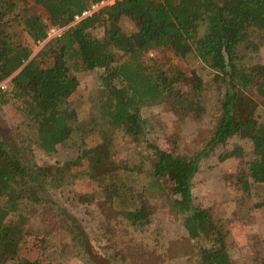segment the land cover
I'll use <instances>...</instances> for the list:
<instances>
[{"label": "trees", "instance_id": "trees-1", "mask_svg": "<svg viewBox=\"0 0 264 264\" xmlns=\"http://www.w3.org/2000/svg\"><path fill=\"white\" fill-rule=\"evenodd\" d=\"M100 2L34 0L36 10L20 18L18 0H0V86L7 84V89L0 87V112L10 103V93L22 104L23 143L30 151L37 146L52 155L77 131V114L69 103L79 86L77 73L98 70L104 90L99 108L106 127L122 129L135 143L146 135L143 109L148 105L168 103L177 114L196 118L193 137H173L169 151L153 145L144 161L131 168L144 173L145 194L138 207L120 213L121 219L138 231L152 223V200H164L176 215H186L183 225L190 240H206L197 252L198 264H231L229 229L218 226L209 210L195 203L192 182L203 159L234 136L246 134L254 158L243 175L264 183V94L256 101L246 92L264 74L263 65L249 64L264 47V0H116L75 22ZM123 17L134 22L135 33L122 30ZM19 26L34 44L46 40L51 27L66 30L33 56V49L17 39ZM100 30L102 38L93 34ZM152 51L156 57L149 56ZM171 53L193 54L212 72L209 82L194 88L198 103L180 93L170 78L180 74ZM27 151L0 132V264H53L19 257L33 218L42 219L50 211L58 216L49 188L66 171L85 169V160L101 188L100 177L112 170L106 142L63 167L37 165ZM166 175L169 187L161 183ZM257 264H264V256Z\"/></svg>", "mask_w": 264, "mask_h": 264}, {"label": "rangeland", "instance_id": "rangeland-1", "mask_svg": "<svg viewBox=\"0 0 264 264\" xmlns=\"http://www.w3.org/2000/svg\"><path fill=\"white\" fill-rule=\"evenodd\" d=\"M18 2L20 18L36 10L34 0ZM120 26L127 34L137 31L134 22L125 17ZM16 31L17 39L33 49V56L54 40L34 44L22 27ZM93 34L102 38L103 30ZM170 55L180 70L178 76L170 78L175 80L180 93L198 103L194 88L199 82H209L212 72L193 54ZM149 56L156 57V52ZM249 64L264 67V47L252 55ZM101 74L98 70L77 73L79 86L69 102L77 114V131L52 155L37 146H31L30 151V146L23 143L25 138L19 132L25 120L22 104L8 93L10 103L0 112V132L24 151L28 150L26 155L32 162L63 167L85 150L106 142L110 149L108 167L112 169L110 174L100 177L102 188L93 180L88 160L83 161L85 169H72L59 176L54 181L55 188H49V199L54 201L58 216L54 218L50 211L42 219L33 218L20 259L53 264H198L197 252L207 245L206 240H190L183 225L186 215H176L164 200H152V223L138 231L127 227L120 214L138 207L145 194L144 173L131 168L144 161L151 146L169 151L173 148V137H193L197 132L196 118L177 114L168 103L148 105L143 109V117L148 120L146 135L143 141L135 143L122 129L113 131L106 127L99 108L104 97ZM246 92L256 101L261 100L264 74ZM206 103L209 105L211 101L206 99ZM253 158L248 136H234L203 159L192 182L195 203L207 208L218 226L229 229L231 264H257L264 256V183L243 175L247 162ZM161 183L166 187L172 185L167 175L161 176ZM109 195L113 204L109 203ZM121 255L127 257L123 260ZM16 263L15 260L8 264Z\"/></svg>", "mask_w": 264, "mask_h": 264}, {"label": "built area", "instance_id": "built-area-1", "mask_svg": "<svg viewBox=\"0 0 264 264\" xmlns=\"http://www.w3.org/2000/svg\"><path fill=\"white\" fill-rule=\"evenodd\" d=\"M115 1L116 0H101L100 3L93 4L88 10L84 11L81 15L76 16L75 22L81 21L83 18H86V17L92 15L93 13L99 11L104 6L113 4ZM65 30H66V27H51L48 31V37L46 40H51V39L61 37V35L64 33ZM40 43H41V41L38 42V44H40ZM0 87L2 89H6L7 84L3 83Z\"/></svg>", "mask_w": 264, "mask_h": 264}]
</instances>
